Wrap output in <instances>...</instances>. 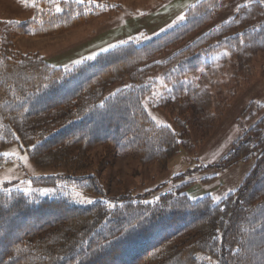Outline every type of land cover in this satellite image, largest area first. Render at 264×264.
I'll return each mask as SVG.
<instances>
[{"label": "trees", "instance_id": "trees-1", "mask_svg": "<svg viewBox=\"0 0 264 264\" xmlns=\"http://www.w3.org/2000/svg\"><path fill=\"white\" fill-rule=\"evenodd\" d=\"M225 1L200 0L183 24L71 69L20 51L15 37L65 33L110 10L109 2L61 0L60 11L44 7L7 26L0 35V152L23 144L36 166L61 171L37 178V184L64 180L99 195L97 177L86 175L99 147L106 155H129L166 171L182 149L196 146L194 133L202 142L220 120L222 111L209 114L202 107L210 57L227 50L241 60L264 49L259 1L190 40ZM153 89L156 105L176 112L173 126L157 124L146 110L144 99ZM223 104L225 110L228 100ZM2 154L0 170L8 164ZM252 159L242 185L218 202L211 195L192 199L178 186L156 200L127 194L112 206L104 199L84 206L67 195L35 202L6 185L0 188V264H264V119L234 142L218 166ZM107 163L103 156L99 170Z\"/></svg>", "mask_w": 264, "mask_h": 264}, {"label": "rangeland", "instance_id": "rangeland-1", "mask_svg": "<svg viewBox=\"0 0 264 264\" xmlns=\"http://www.w3.org/2000/svg\"><path fill=\"white\" fill-rule=\"evenodd\" d=\"M61 0H0V35L15 21H24L35 16L42 8H59ZM87 0H85L86 2ZM102 2V0H100ZM113 7L88 23L62 34L47 36H16L14 44L22 52L39 54L57 67L73 68L95 58L99 53L127 42L149 41L160 34L187 21L189 10L200 0H103ZM260 0H229L222 3L220 11L203 22L201 33L194 31L191 41L215 30L233 19L242 7ZM53 4V6H51ZM183 16L184 19H180ZM114 46V47H113ZM225 53V54H223ZM210 67L203 70L206 75L203 87L204 110L219 114L215 132L202 142L194 133L196 146L182 149L173 158L166 171L154 163L143 165L129 155L109 154L99 147L92 153L93 164L86 175H95L103 190L99 195L86 192L66 181L58 185H40L37 178L56 175L61 171L36 166L23 144H12L0 153H9L8 164L0 170V188L10 185L32 196L33 201L46 197L67 195L77 205H91L98 199L106 200L111 206L117 197L131 195L156 200L166 191L184 186L185 192L197 199L211 195L215 202L236 191L252 170L255 159L220 168L218 164L228 155L236 140L264 119V49L246 53L241 60L232 57L229 51L214 53ZM154 82L153 80H148ZM129 86L130 79L124 81ZM123 85L115 86V91ZM235 95L233 96L232 94ZM159 96L153 89L144 99L146 110L160 125L173 126L176 116L169 108L156 105ZM228 107L224 110L223 103ZM203 112V111H201ZM192 140V141H193ZM109 163L99 170L102 157ZM26 158V159H24ZM211 259V258H210Z\"/></svg>", "mask_w": 264, "mask_h": 264}, {"label": "snow or ice", "instance_id": "snow-or-ice-1", "mask_svg": "<svg viewBox=\"0 0 264 264\" xmlns=\"http://www.w3.org/2000/svg\"><path fill=\"white\" fill-rule=\"evenodd\" d=\"M77 2H79V3H83L84 0H77ZM260 3H264V0H260ZM57 11H60V9L57 8ZM180 19H184V17L181 16ZM113 47H114V46H113ZM88 59H93V57L90 56V57H88ZM76 63H81V61H77ZM2 155H3V156H9L10 154L7 153V152H5V153H3ZM24 159H26V158H24Z\"/></svg>", "mask_w": 264, "mask_h": 264}]
</instances>
